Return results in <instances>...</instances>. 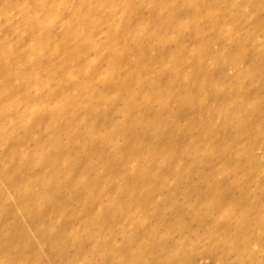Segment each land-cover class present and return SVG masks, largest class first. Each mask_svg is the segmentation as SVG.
<instances>
[{
	"label": "rangeland",
	"instance_id": "1",
	"mask_svg": "<svg viewBox=\"0 0 264 264\" xmlns=\"http://www.w3.org/2000/svg\"><path fill=\"white\" fill-rule=\"evenodd\" d=\"M0 264H264V0H0Z\"/></svg>",
	"mask_w": 264,
	"mask_h": 264
},
{
	"label": "bare ground",
	"instance_id": "2",
	"mask_svg": "<svg viewBox=\"0 0 264 264\" xmlns=\"http://www.w3.org/2000/svg\"><path fill=\"white\" fill-rule=\"evenodd\" d=\"M93 9H95V8H93ZM72 38H73V36H71ZM206 46V45H205ZM176 128V127H175ZM112 152H114V151H112ZM141 197V196H140ZM131 203V202H130Z\"/></svg>",
	"mask_w": 264,
	"mask_h": 264
}]
</instances>
